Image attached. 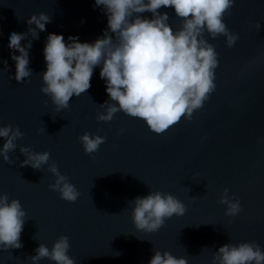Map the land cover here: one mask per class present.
Listing matches in <instances>:
<instances>
[{"label": "water", "instance_id": "water-1", "mask_svg": "<svg viewBox=\"0 0 264 264\" xmlns=\"http://www.w3.org/2000/svg\"><path fill=\"white\" fill-rule=\"evenodd\" d=\"M159 11L180 28L174 8ZM40 12L52 22L39 39L29 33L21 41L22 46L32 41L33 75L19 83L11 57L20 53L9 48V37L28 33V19ZM142 16L152 18L151 13ZM224 19L239 40L229 48L226 37L205 34L218 53L215 92L191 121L182 118L156 134L145 121L122 111L110 122L97 120L106 113L100 105L114 103L100 78L102 66L94 69L91 88L74 95L67 109L57 111L41 92L48 35H63L66 43L69 36L94 43L107 28L102 6L96 7L95 0H0V127L19 126L25 134L9 153L15 163L0 156V194L19 199L27 213L23 247L0 249V264H33L30 257L41 243L51 249L64 235L77 264H149L156 250L187 258L188 264H212L213 252L228 243L254 241L264 250V0H235ZM85 132L107 138L92 156L79 140ZM4 143L0 137V149ZM19 146L49 152V164L56 163L80 192L77 201H65L49 188L56 178L48 165L21 167L26 157ZM225 189L242 205L235 217L218 202ZM150 191L173 194L187 211L149 234L136 229L132 210L135 198ZM36 264L55 262L44 258Z\"/></svg>", "mask_w": 264, "mask_h": 264}, {"label": "clouds", "instance_id": "clouds-1", "mask_svg": "<svg viewBox=\"0 0 264 264\" xmlns=\"http://www.w3.org/2000/svg\"><path fill=\"white\" fill-rule=\"evenodd\" d=\"M234 4L235 0H95V6H102L107 16L103 36L94 43H81L78 37L69 36L70 43H66L63 35L50 33L44 48L47 70L42 74L41 92L51 97L57 111L67 109L74 95L79 97L91 88L94 69L102 66L100 78L105 80L106 91L114 103L101 104L106 113L98 114L97 120L110 122L122 111L145 121L156 134L164 133L182 118L191 121L194 112L203 108L216 90L218 53L205 34L212 39L226 37L229 48L239 40V34L231 32L224 19L231 16ZM162 7L174 8L175 15L181 18L179 29L171 26L167 12L161 14ZM143 13H151L152 18H144ZM51 22L49 15L40 12L28 19V33H11L9 48L20 53L11 57L16 63L17 82L23 83L33 75L29 68L32 41L25 46L21 41L29 33L33 40L39 39V33L46 31V24ZM260 27L257 22L256 30ZM4 64L3 71L8 72L7 61ZM124 131L120 129L119 134ZM24 135L19 126L0 127V137L5 139L0 156L5 162L15 163L9 153L15 151L17 140ZM79 140L85 153L92 156L107 138L85 132ZM19 149L26 157L21 167L41 170L48 165V171L56 178L49 188L65 201H77L80 192L69 177L61 174L56 163L49 164V152L37 153L25 146ZM133 202L134 225L149 234L158 232L174 215L183 216L187 211L181 200L162 191H150ZM218 202L227 206L225 214L229 217L242 211L240 200L231 199L228 189ZM26 219L19 199L9 200L7 194H0V249L23 247L21 233ZM70 247L69 237L64 235L51 249L41 243L30 259L33 264L44 258L55 264H77L68 254ZM149 264H188V259L156 250ZM212 264H264V250L254 241L228 243L213 252Z\"/></svg>", "mask_w": 264, "mask_h": 264}]
</instances>
